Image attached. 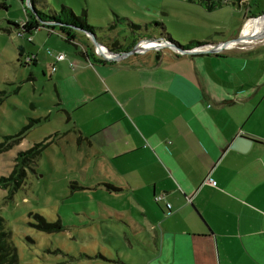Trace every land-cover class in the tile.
Listing matches in <instances>:
<instances>
[{"label":"crops","instance_id":"1","mask_svg":"<svg viewBox=\"0 0 264 264\" xmlns=\"http://www.w3.org/2000/svg\"><path fill=\"white\" fill-rule=\"evenodd\" d=\"M76 41L80 60L47 51L55 131L77 133L105 175L98 185L115 180L130 196L149 247L142 264H264V50L109 60ZM237 135L253 140L246 152L230 148Z\"/></svg>","mask_w":264,"mask_h":264},{"label":"rangeland","instance_id":"2","mask_svg":"<svg viewBox=\"0 0 264 264\" xmlns=\"http://www.w3.org/2000/svg\"><path fill=\"white\" fill-rule=\"evenodd\" d=\"M43 1L47 12L58 10L61 4L78 15L84 9L87 22L96 27L97 38L82 37L89 44L84 43L83 47L100 57L109 55L106 48L120 54L130 46L140 50L171 48L175 52L174 45L151 31L137 37L130 35L126 21L119 17L136 24L158 20L176 39L203 42L193 50L176 49L177 54L210 52L226 57L264 50V33H245L252 20L264 15V0L227 1L212 10L187 0ZM29 12L32 11L27 0H0V142L6 135L19 133L38 116H46L51 109L53 113L18 143L0 151V176L11 172L19 150H26L34 141L55 132L60 124L51 103L56 94L53 77L46 70L51 63L47 51H61L67 59L76 57L74 46L59 37L58 32L35 31L29 35L34 38L33 45L18 37V28L5 30L8 21L23 24ZM20 43L32 54V64L17 60ZM34 54L39 57L37 65ZM76 59L80 60L79 56ZM32 72L34 79L29 78ZM80 139L73 131L55 138L33 165L37 173L29 170L21 187L13 189L14 186L0 184V215L11 230L19 264H142L149 248L145 232L137 238L129 216L139 220L141 217L128 211L130 196L98 185L105 175L100 176V163L93 160V154L79 147L76 140ZM110 183L122 187L115 180ZM35 214L49 222L59 221L62 228L38 229L34 226L38 221Z\"/></svg>","mask_w":264,"mask_h":264},{"label":"trees","instance_id":"3","mask_svg":"<svg viewBox=\"0 0 264 264\" xmlns=\"http://www.w3.org/2000/svg\"><path fill=\"white\" fill-rule=\"evenodd\" d=\"M187 1L196 2L200 5H203L207 10H212L213 8L221 6L227 1H231L232 3H234V1L238 2L239 0ZM27 3L31 8L32 12L26 13V18L24 19L23 24H19L16 21H8L9 26L6 29L4 28L8 32L13 31L14 28H18L15 29L16 32H18V37L22 39L25 38L27 42L31 43L32 39L29 37V35H31L33 31L42 27L49 30L51 29L57 31L61 35L62 39L72 44L74 48L77 47V45L75 44L77 38H89L93 35L96 36V27L90 25L87 22L86 11L84 9L82 10L81 14L78 15L70 7L61 4L58 10L53 8L50 10V12H47V10L44 9L47 3L43 0H27ZM3 4L6 6V3ZM41 6L44 7L41 8ZM119 18L126 21L128 25L129 34H133L135 35V37H137L138 35H142L143 33L146 34L150 31L153 33L155 32L161 39L169 42L171 45H174L176 49H181L185 51L193 50L203 44V42L191 39L185 40L184 42L182 40L176 39L173 34H171L170 32L168 33L166 31V25L158 20H152L136 24L131 22L126 17ZM112 24H110L109 27H112ZM130 47H128L125 51L131 50ZM17 48L19 54L17 60L25 65L32 64V54L26 53L22 44H18ZM176 49L174 53L177 54L178 51ZM86 51L84 52V55L86 57L88 55H92L91 53H89V51V54ZM110 51H114V49H110ZM32 75L33 73L29 75V78L34 79V76ZM51 103L54 107L59 105L60 102L56 99ZM60 109L63 110L68 116V111H66L62 107ZM50 113L51 112L49 111L46 116H38L36 119H33L32 122L25 125L19 133L15 135H6L4 137V140L0 142V151L6 149L10 145L18 143L21 137H23L29 130L34 128L36 125L38 126L39 124H41L44 119L49 120L51 115ZM57 134V131L52 132L43 137L42 139L34 141L32 146L28 149L19 150L14 158L15 163L13 164L11 172L8 174V176H0V184L3 187L14 186L13 189L21 187L28 178V171H35L33 165L37 164L39 159L42 157L44 151L50 146L52 140H54L55 138L58 139ZM53 136L55 137L54 139ZM80 138L81 137L79 136V139ZM35 173L37 172L35 171ZM106 187L112 191H119L120 189L119 187L113 186L111 184H106ZM35 217L38 221L36 222V224H34V226L38 229L51 231L52 229L62 228V225H60L59 221L49 222L43 216L38 214H35ZM0 264H19L17 248L11 238V230L7 227L6 219L2 215H0Z\"/></svg>","mask_w":264,"mask_h":264},{"label":"water","instance_id":"4","mask_svg":"<svg viewBox=\"0 0 264 264\" xmlns=\"http://www.w3.org/2000/svg\"><path fill=\"white\" fill-rule=\"evenodd\" d=\"M106 50L108 51L109 55L104 54V57L109 59V60H112V59L122 58L124 55L134 53L136 51H139L140 49L138 46H135L131 50L124 52V53H120V54L114 53V52L108 50L107 48H106ZM187 53H189V52H187ZM252 143H253L252 139H250L246 136H243V135H237L234 138V140L232 141V143L230 144V148L241 151V152H246L251 147Z\"/></svg>","mask_w":264,"mask_h":264},{"label":"bare ground","instance_id":"5","mask_svg":"<svg viewBox=\"0 0 264 264\" xmlns=\"http://www.w3.org/2000/svg\"><path fill=\"white\" fill-rule=\"evenodd\" d=\"M250 32L258 33V34L264 33V15L251 21L245 33L248 34Z\"/></svg>","mask_w":264,"mask_h":264},{"label":"built area","instance_id":"6","mask_svg":"<svg viewBox=\"0 0 264 264\" xmlns=\"http://www.w3.org/2000/svg\"><path fill=\"white\" fill-rule=\"evenodd\" d=\"M55 58H56L57 60H62V59L65 58V55H64L63 53H59V54H57V55L55 56ZM54 69H55V67L52 66V67H51V70L53 71ZM207 182L210 183V184H212V185H214V183H215L213 179H207ZM161 198H162V195H156V196L154 197V199H155L156 201L160 200ZM166 205H167V208L170 209L171 205H170L169 203H167Z\"/></svg>","mask_w":264,"mask_h":264}]
</instances>
